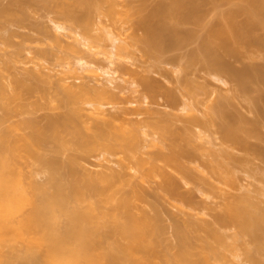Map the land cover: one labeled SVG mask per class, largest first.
I'll use <instances>...</instances> for the list:
<instances>
[{
	"label": "bare ground",
	"instance_id": "6f19581e",
	"mask_svg": "<svg viewBox=\"0 0 264 264\" xmlns=\"http://www.w3.org/2000/svg\"><path fill=\"white\" fill-rule=\"evenodd\" d=\"M136 1L138 3L136 27L143 30L139 40L143 42L146 54L149 53L157 59H164L167 58L166 53L169 50L172 52L178 49L179 51L180 48L186 47L187 52L183 53L188 56L190 62L203 59L204 64L203 61L201 63L205 70L222 73L228 76L226 79H232L236 86L235 89L231 87V90H234L233 95L222 94L224 92L222 90V93L217 95L215 90L214 93L206 88L205 83H203L205 86L194 83L196 78L193 81L191 78L193 76L190 79L196 85H192L189 78L184 80V85L188 84V94L195 100V103L206 105L205 114L210 115V110L213 109L218 114L215 115L220 116L218 117L220 119L218 128L221 129L225 141L240 144L245 150L256 149L257 154L264 157V139L261 140L260 136L263 131L259 130L260 125L264 123V0ZM50 2H55L58 13L60 12L59 14L65 21L70 22L66 27L59 24L56 19L58 30L65 27L72 30L81 28L79 31L81 37L74 38V44L70 48L72 52H76L74 55L79 57L80 49L77 44L81 42V38L89 42L92 39L90 47L96 46L97 42L95 45L94 42L102 36L100 31H103L104 24L105 26L107 24L105 23L106 16L111 18L109 20H113L111 23H114L115 14L121 13L119 9L117 11L115 5H121L124 1L9 0L6 4H0V30L4 29L3 33L0 32V43H6L10 47L17 46L13 39L18 35V31L11 25L27 24L26 21L30 19V14H28L30 8L37 9L40 5L44 6ZM225 4L229 6L226 8ZM50 6L51 4L47 7ZM212 11H215L214 16L208 19ZM94 14L100 18L101 15L105 16L106 19L102 17V20H105L101 21L102 25L93 19ZM117 18H115L116 21ZM58 36L56 33L53 38L56 43L60 42ZM191 44L193 47L189 48ZM38 48L37 53L31 57L37 68L28 71L32 81L13 79L11 82L13 92L9 93L0 77V106L2 104L1 108L5 111L4 116L0 117V125L11 114L10 109L13 110L8 101L21 97L22 91L30 94L34 90H39L43 96L50 95L53 80L49 77L52 75L43 70L45 66L39 58L47 57L50 50ZM119 48L122 50L120 52L124 51L123 46ZM37 54L40 56H36ZM10 55L5 63L6 68L12 67L17 51H12ZM175 57H178L177 54ZM228 57H233L235 60ZM174 58L169 57V62H172ZM236 61H240L241 65H237ZM83 66L86 67V63ZM89 67L87 69L90 72H96V67ZM3 68L0 67V72ZM70 78L69 75H60L54 82L58 91L64 93L65 96L59 103L51 99L50 104L52 105L49 108L60 110L56 113H49L44 124L34 118H24L13 128H0V264H225L230 260L226 250L230 249L239 255L237 242L239 233H259V224L264 223V215L259 220V212L252 208L253 205L246 204V202L242 204L229 202V215L218 217L222 221L234 220L236 222L235 226L239 228V231L234 233L233 243L227 242L222 233L215 231L211 236L203 238L192 229L190 224L178 217L172 226L175 234L174 242L169 241V236L168 238L163 237L165 228L161 223L163 214H161L158 198L152 205L154 207L152 209L155 210L154 214L135 211L136 206L132 196L142 200L146 193L143 184L136 183L132 178L133 175L129 169L134 166L122 159L120 160L122 169H115L110 173L102 172L98 175L85 172L84 177H80L78 164L81 160L87 159L100 146L112 153L134 152L138 148L139 132L132 127L129 130L114 129L110 125L109 118L99 121L98 119H104V117H99L104 116L105 109L101 105H94L92 97L85 100L92 102L93 108H84L83 96L70 85ZM144 83L150 90L160 91L159 85L154 81L146 79ZM100 89H95L97 95H103L107 91ZM165 92L172 101H176L179 97L169 89ZM240 95L248 100L246 101L249 103L248 107L255 113L252 114L257 115L255 118L254 116L247 117L236 108L237 106L234 107L233 98ZM184 96L187 97L186 94ZM187 98H185L186 101L184 98L182 101L186 103ZM188 106L190 108L192 103L190 102ZM212 118L215 119H212L213 122L217 120L215 117ZM204 120L196 115L188 119L198 126L211 124ZM166 121L168 120L155 122L154 127L158 129L154 132L169 134L175 141L178 134L182 135V133L173 130ZM210 122H212L211 119ZM14 128H27L29 132L14 137L12 136ZM218 128L217 126L214 128L216 133H218ZM250 136H256L258 140L260 136V143L254 144V141L249 139L252 138ZM188 140L186 141L189 142ZM45 148L53 152L72 150L68 163L69 168L65 173L62 170L64 164L59 157L41 152ZM195 148L183 146L177 149L173 147L170 153H161L156 156H163L169 163L182 166L180 157L194 155ZM21 155L34 158V161L47 174V180L40 182L34 178L30 185H26L17 167V159ZM126 158L130 159V156L126 155ZM144 161L149 162L139 159L135 164L143 170V174L150 175L149 168L145 167L146 162ZM160 171L166 181L174 186L172 192H177L179 189L175 178L161 167ZM118 182L131 184L133 195L126 194L116 204H113L111 201ZM85 200H88V203L83 206ZM63 220L65 223L61 226ZM260 244L259 248L264 246V243ZM249 256L255 260L254 256L251 254Z\"/></svg>",
	"mask_w": 264,
	"mask_h": 264
},
{
	"label": "rangeland",
	"instance_id": "374dc122",
	"mask_svg": "<svg viewBox=\"0 0 264 264\" xmlns=\"http://www.w3.org/2000/svg\"><path fill=\"white\" fill-rule=\"evenodd\" d=\"M118 1H124V5H115L117 11L120 10L121 12L118 15L115 14V18L118 17L117 21L114 18L116 23H111L113 20H109L111 19L110 17L108 18L106 16V19L105 16L103 17V15H101V18L100 16H98V18L96 15L97 13L94 14L93 19L97 20V23L102 25L101 21L104 22L105 20H102L104 18L106 19L105 23L107 22L108 25L106 24L105 26L103 23L105 28L103 27L104 30L100 31L102 36L98 38L97 41L95 40L94 45L96 42L97 44L94 47H90L92 39L89 42L81 38V42L77 44V46H79L78 49H80L79 57H81V59L74 55L76 52H72L70 49L74 44V38L81 37V33L79 32L81 28L79 27L80 29L77 28L73 30L70 28L66 29L70 22L65 21L61 14H59L60 12L58 13L55 2H50V7H47L49 6V4H47L44 6L40 5L38 8L35 7L37 9L30 8V10H28V12L30 11L28 13L30 14V19L28 18L29 21H26L27 24L11 25L12 28L18 31V35L13 39L14 42L16 41L15 44L18 47H10L6 43H0V67H4L0 72V77L7 86L8 92H13V86L11 85L13 79L27 80V82L31 80L28 71L37 68L35 62L31 60V57L37 53L38 47L50 50L47 54L48 56L46 55L47 57L39 58L41 59V63L45 66L44 69H42L50 72L49 75H52L51 77L48 76L47 72L45 73H47V76L51 78L53 82L50 88V95L48 96H43L39 90H34V92L30 94L22 91L21 97L9 100L8 103L13 110L10 109L11 114L6 117V120L0 125V128H13V126L24 118H34L41 124H44L46 122V116L49 113H56L60 110H52L49 108V106L52 105L50 104L51 99H55V102L59 103L65 96L64 93L58 91L59 89L54 82L57 81L60 75H69L71 76L69 79L70 85H72L77 92H81L80 94L83 96L84 102L82 105L84 108H93L92 102L85 100L86 98L92 97L94 105H101L105 109L104 116L99 117H104V119H98L99 121H104L105 118H109L110 125L114 129L129 130L132 127L139 132L137 136L139 144L134 152L123 151L120 153H112L100 146V148L92 152L87 159L81 160L78 164L80 177H84L85 172L98 175L102 172L110 173L112 170L122 169L120 160L123 159L129 165L134 166L129 169L133 175V180L136 181V183H142L145 188L144 192L146 195H144L142 200L132 196V200L136 206L135 211L137 213L146 211L149 212V214H154L155 210L152 209L154 208L152 205L154 204L153 202H156L157 198L159 199L157 201L160 202L159 207L161 206V214H163L161 223L165 228V236L163 235V237L168 238L169 236V241L175 242L174 227L172 226H174V221L176 217H178L180 220L190 224L192 229L203 238L211 236L212 232L215 231L222 233L226 237L227 242L233 243L234 233L239 231V228L235 226L236 222L234 220L222 221L219 220L218 217L221 215H229V202L239 204L246 202V204L253 205L252 208H255L254 210L257 209L256 211L259 212V220L261 219V216L264 215V157L257 154L258 152H256L254 148V150H252V148L250 150H245L240 144H237V146L230 141V143L225 141L221 134V129L218 128L220 116H217L218 114L214 112L215 110L213 109H209L211 111L210 115H208V112V114H205L204 111L207 109L206 105H198L195 103V100L188 94V84L184 85V80H188V78L190 79V77L193 76L191 77L193 81L196 78V82L194 83L198 85H204L203 83H205L206 86H204L212 91L215 90L217 95L218 93L221 94L222 91H224L222 94L230 93L229 95H233L234 90H231V87L233 86L232 88L235 89L236 86L234 81L229 78L226 79L228 76L225 74L213 71L210 72L208 69H206V71L203 65V59H200L201 61L197 59L195 60L196 62H190L188 56L186 54L184 55V53L187 52L186 47L180 48L179 51L178 49H174L172 52L169 50L166 53L168 55L167 58H164L168 61L163 58L157 59L149 53L146 54L145 47L143 46L144 44L139 40L143 34V30L136 27L138 20L136 10L137 1ZM7 2H9V0H0V4H6ZM226 6L228 7L229 5L225 4V7ZM48 8H50V10ZM214 12L212 11V14L210 13L211 15L208 16V19L210 16L213 18ZM95 18H98L100 22ZM56 19L59 24L66 27L58 30L56 28L58 23ZM110 23L111 25H109ZM3 30L4 29H1L0 32ZM4 33H6V31ZM56 33L59 35V43H56L53 39ZM116 46L117 48H115ZM120 46L124 47L123 52H120L122 51L119 48ZM188 47H193V44ZM14 50L17 51L16 59L14 63L12 62V67L6 68L5 63L9 60L10 54ZM117 50L119 51L117 52ZM176 54L178 57L174 58ZM36 56L40 55L37 54ZM169 57L174 58L172 62H169ZM228 58L233 61L235 60L233 57V59L231 57ZM236 62L237 65H241L240 61ZM84 63H86V67L83 66ZM89 66L96 67V72H90V70L87 69ZM178 72L181 73L178 74ZM176 74L178 75L177 77ZM77 76H80V78H76ZM146 79H150V81L152 80L154 83H157L160 87V91L157 92L147 88L144 83ZM192 79H190V81ZM193 81H191L192 85L194 84ZM185 83H187V81H185ZM95 89H106L107 91L103 95H97ZM168 89L178 94V101L173 100V102L171 100L165 92L168 91ZM229 90L231 92L227 93ZM184 94H186L188 98L185 97ZM238 97L233 98L234 101H232V103H234V107L237 106L236 108L244 113V115H247V117H253L254 115L252 113L254 112L248 107V100L243 95ZM183 98L184 100L187 98L189 104L190 102L192 103V110L191 107L189 108L187 102L184 103L186 100L182 101ZM183 104L185 105L182 106ZM1 106L0 117H3L5 111ZM194 114L196 117L198 116L202 120L205 119L204 121L211 124H207V126H198L188 121L190 117L195 116ZM256 116L257 115L253 118ZM212 117H215L217 120L213 122L215 119ZM209 118L212 122H210ZM165 119L168 120L166 122H169V126H172L171 128L173 130L182 133V135L178 134L175 141H173V137L169 134L163 135L160 132H154L158 129L154 127V123L164 122ZM212 123L215 125L217 124L216 126L220 132L218 130V133H216V129H214L216 126ZM261 125L259 130L263 131L261 132L263 136L259 134L261 140H263L264 123L262 126ZM28 132L29 129L27 128H14L12 130V136L19 137ZM255 137L249 139H251L252 142L254 141V144H259L261 140L259 141L258 138ZM152 140H154V142ZM208 140H210V142ZM183 146L186 148H196L194 155H184L180 157L182 166L169 163L163 156H156L161 153H170L173 147L179 149ZM41 152L56 155L64 164L62 168L64 173L68 170V163L71 158L70 154L72 150L65 149L61 152H53L49 148H45L42 149ZM126 155H129L130 159H125ZM139 159L149 161L144 162H146L145 167L149 168L150 175L143 174V170L135 164ZM17 163V167L22 173L26 185H30L34 178L40 182L47 180V174L41 169L39 164L34 161V158L21 155L18 157ZM160 167L175 178L177 188L179 189H177V192H172L174 186L166 181L160 171ZM117 185L118 187H116L113 193V200L111 201L113 204H116L124 195L126 196V194L130 196L133 195L131 184L118 182ZM88 196L90 195L88 194ZM87 203L88 200L83 201V206L87 205ZM248 216L247 218H249ZM259 220L256 219V221ZM64 223L65 221L63 220L61 226H63ZM258 231L259 233L256 234L255 232H240L239 240H237L239 244V255H236L235 252L230 249L226 250V254L229 256L230 260L225 264H259V261L260 264H264V246L260 247L261 249L259 248L261 245L260 243H264L263 222L259 224ZM165 238L163 239L164 244L166 242ZM250 254L255 257V260L249 256Z\"/></svg>",
	"mask_w": 264,
	"mask_h": 264
}]
</instances>
